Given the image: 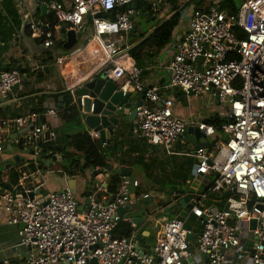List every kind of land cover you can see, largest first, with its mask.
<instances>
[{
	"label": "built area",
	"instance_id": "built-area-1",
	"mask_svg": "<svg viewBox=\"0 0 264 264\" xmlns=\"http://www.w3.org/2000/svg\"><path fill=\"white\" fill-rule=\"evenodd\" d=\"M5 1L0 0V9ZM142 1L154 12L159 11L163 2L46 0L47 12L52 17L45 21L32 17L29 0H13L22 28L46 49L54 46L56 33L63 24L78 30L92 19L88 52L81 48L55 63L72 62L76 72L97 66L72 88L95 76L114 82L124 96L139 95L135 109L140 137L163 148L168 156L177 154L174 146L184 132L197 128L210 140L208 148L179 155L195 159L197 174L215 176V180L210 181L199 200L194 199L193 209L184 221L175 218L161 227L151 252L136 250L134 236L118 238L114 233L121 223L130 222L118 211L130 202V189L139 188L138 181L123 177L119 192L110 198L106 195L107 185L97 182L82 213L75 192L69 187L51 192L44 199L41 184L30 186L28 182L41 176L46 167L43 160L51 164L59 158L53 149L57 132L47 123H38L40 115L35 112L13 119L0 117V155L7 134L32 125L18 143L29 148L33 157V166L21 173L14 189L0 184V201L5 204L9 224L24 225L19 238L26 250L22 259L5 258L1 264H87L93 259L98 264H130L134 258L140 264H182L190 259L198 264L197 252L209 264H234L228 252H234L243 264L247 260L264 264V0H243L233 14L222 9L220 3L194 9L187 31L173 45L174 55L168 65L171 80L165 88L144 85L143 70L132 61L126 44V37L134 31V18L139 17L134 4ZM115 10H120L115 19L104 17ZM23 82L24 73L18 69L0 70V98ZM163 89L182 91L187 98L212 95L227 107L220 132L205 120L176 116L174 100L162 96ZM44 116L57 118L59 111L50 108ZM91 137L100 140L98 133ZM15 191L25 197H18ZM36 191L39 194L31 199L28 195ZM229 191L231 195L223 198L227 211L212 212L213 205L203 204L204 200H211L212 194L225 196ZM191 215L200 220L201 232L196 240H188L193 231L185 228ZM252 221H256L255 229L251 228ZM246 232L255 237L251 250L242 242Z\"/></svg>",
	"mask_w": 264,
	"mask_h": 264
},
{
	"label": "crops",
	"instance_id": "crops-1",
	"mask_svg": "<svg viewBox=\"0 0 264 264\" xmlns=\"http://www.w3.org/2000/svg\"><path fill=\"white\" fill-rule=\"evenodd\" d=\"M12 1L13 0H6ZM46 1V0H44ZM43 1V2H44ZM60 1V0H59ZM63 1V0H62ZM179 1V2H178ZM163 0L162 5L159 11L154 12L151 9L147 10V4L145 2H138L134 4L135 8L139 12V16H143L144 20L140 21L141 25L138 28L140 33H136L134 36L132 43L130 39L132 35L126 37V41L128 47L130 48V57L132 56V51L137 58H132V61L139 66L143 70L142 82L146 86H158L161 88H165L170 83L171 80V71L168 68L169 62L172 59L171 57L164 58L165 50L169 47V43L172 41L173 46L176 38V41L187 31L189 27V21L194 9L197 8H207L211 6L213 3L219 2V0ZM191 2V4H190ZM45 3V2H44ZM15 4V3H14ZM189 4V5H188ZM30 5V13L34 19L37 20H45L50 21L51 17L42 16L39 7L35 5V0H29ZM190 7V8H189ZM189 8V11H187ZM48 13V12H47ZM176 13H180V21L176 29L174 30L171 39L166 44V46L157 50L153 45L146 46L140 48V46L150 39L153 33L165 22L169 21ZM19 15V14H18ZM105 18H109L107 14H104ZM155 18V20H153ZM21 19V18H20ZM90 19V18H89ZM88 19V20H89ZM149 21V22H147ZM22 22V20H21ZM88 22V21H87ZM23 26V22H22ZM87 26V34L81 38L79 44L68 52L67 54L61 53V47L53 46L50 49H46L43 47V44L40 40H33L30 36V32L23 28H20L15 39L10 42L9 46H7L6 50L0 51V69L1 70H11L17 69L20 65L22 67L21 72L24 73V82L19 89L16 91H12L7 96L0 98V117L6 118H18L24 116L29 113H33L34 109H43L47 112L50 108H56L58 111L66 107L67 96L65 98V94L68 93L72 87L77 84L79 79H82L86 76L88 72L91 73L92 69H96V65L90 64L93 66L92 68L86 69L88 71H73L70 76L64 77V80L60 78V70L59 66L55 64L58 59L66 57L71 53L77 51L78 49L84 48L87 49V41L89 36L92 34L93 27ZM70 30V28L68 27ZM57 38H60L62 33H56ZM129 37V40L127 38ZM55 39V40H56ZM55 42V41H54ZM5 46L2 43V47ZM170 46V47H171ZM137 48H140L136 50ZM64 50V49H63ZM87 49L85 52H88ZM137 51V52H136ZM65 52V50H64ZM50 58H53L52 61ZM85 58V57H83ZM45 60H49L45 62ZM68 62V61H67ZM65 63V62H64ZM73 68V63L70 62ZM56 65L57 69L55 71L47 72L45 68H50L52 65ZM71 68V69H72ZM43 73V76L39 74ZM51 72H55L56 74L52 75ZM70 97L72 99V103L74 104V98L71 93ZM134 93H132L133 95ZM161 95L165 98H171L174 100V113L178 117H182L185 119L197 118L201 120H208L209 118H214L215 116L224 120L227 112V107L220 105L212 95L203 96L201 98L208 99L210 102L207 110H202L197 107L196 99L201 98H187L185 95L180 94L179 91L173 90H162ZM137 101L135 98L130 99L128 102V112L130 113L132 110L136 108ZM183 102H186L185 105ZM132 107L130 108V106ZM77 110V108H76ZM36 113V112H35ZM40 115V114H39ZM222 115L224 118H221ZM82 119V116H80ZM39 123V122H38ZM41 124V123H40ZM47 124L52 126L54 130L57 132L59 138L64 135L66 131L69 132H87L92 135L94 132L88 129L83 123L82 126L73 130V129H63V122L60 117L52 118L47 117ZM132 124V125H131ZM28 128V127H26ZM26 128H22L20 131H12L7 134V139L5 142V151L12 152L10 155L13 158V161L6 162L4 164L5 171L2 173V177H0V181L4 183V187L6 185H10L11 188H15L19 183V180L22 177L21 173H26L29 170V166L32 165V152L26 146H22V143H18V141H23L25 134L18 135ZM18 137L14 139L15 136ZM203 137V136H202ZM205 138V137H203ZM206 139V138H205ZM209 142L210 140L207 139ZM10 145V146H9ZM21 145V147H19ZM57 145V144H56ZM98 146L104 153L107 161L105 170L107 175V180L105 185H110L112 177L118 176L122 181L123 177L129 178L132 181H140L137 178H132L134 173H138L139 168H143L147 171L148 176L153 177L154 186L157 183H165V180H159L158 177L160 175H164V173H168V167L170 165L163 167V163L167 161V157L164 155V149L161 147H156L151 145L148 141L140 137L139 134V125L135 120L134 123L128 121V116L124 118L121 122V125L116 130L115 134L111 136V138L107 141L106 146H103V143L99 140ZM58 147V145H57ZM177 148L175 153L176 155L170 156L172 158H184L188 159L187 164L189 167L186 168V173L184 175H180L178 179H176L174 187L166 188L164 193L159 196V199L154 200L151 192L149 190H144L141 186L139 188L131 187L130 193V203L144 201V200H153L154 203L160 201V198L165 194H173L175 190L179 189L183 186L184 182L189 179L192 175L193 168L195 166V159H191L187 156L179 155L184 154L183 150L189 151L188 144L183 140L179 139L175 144ZM14 148H17L19 151L14 152ZM157 148V149H156ZM3 152V153H4ZM73 152V150H71ZM1 156V155H0ZM60 158V157H59ZM62 162V157L60 161ZM56 162L51 164L47 163L46 168L42 171L40 177H36L35 180L28 182L30 186H36L41 184L42 190L41 194L43 195L45 192H62L65 188H71L76 195V199L79 203L80 207H84V210L87 209V202L89 198V193L91 189L97 184L95 178L93 177V172L98 171L102 173V170L98 168L93 171H88L85 175H76L73 177L64 174L62 171V167L58 166ZM193 162V163H191ZM6 166H9L6 169ZM33 166V165H32ZM59 167L57 172L55 171V167ZM49 168V171H47ZM119 174H116V172ZM122 172L124 176H122ZM46 173V174H45ZM16 174L18 177L16 182L12 181V176ZM57 176L55 177L54 175ZM91 182V185L88 183ZM172 183L169 181L168 184ZM180 185V186H179ZM157 187V186H155ZM158 188V187H157ZM10 189V188H9ZM161 190V189H160ZM38 192V191H36ZM108 192V190H107ZM39 194V193H38ZM37 194V195H38ZM144 194H149L150 197L148 199H143L142 196ZM107 198H110L111 193H106ZM102 196L99 197L101 199ZM219 209V206H215ZM83 210V211H84ZM9 215L5 210V204L0 201V264L1 261L5 258H10L11 260H19L22 259L25 255L26 250L21 245V240L19 238V231L21 230V225H11L9 224ZM130 223V222H126ZM131 224V223H130ZM132 225V224H131ZM162 227V226H161ZM159 228V231L161 230ZM158 229L156 231L151 230L152 234L149 238H144L146 242H151V246H154L157 240ZM156 232V236L154 235ZM143 235H148L147 232H144ZM196 240V239H193ZM243 245L247 250H251L255 244V237L248 234L247 232L243 234L242 239ZM145 251H150L148 247L144 248ZM198 255L203 256L197 252ZM228 256L231 260L234 261V264H243L236 258V254L234 252H228ZM58 264H73L71 263H58ZM224 264H231L230 261H227ZM245 264H252L249 260Z\"/></svg>",
	"mask_w": 264,
	"mask_h": 264
},
{
	"label": "water",
	"instance_id": "water-1",
	"mask_svg": "<svg viewBox=\"0 0 264 264\" xmlns=\"http://www.w3.org/2000/svg\"><path fill=\"white\" fill-rule=\"evenodd\" d=\"M44 0H35V5L39 7L42 16L51 17V13H47V6L43 2ZM147 10H150V6L147 5ZM102 15H99L101 17ZM134 31L131 32L132 42L136 33H140L138 29L141 25L143 16L135 17ZM155 20V18H153ZM149 22V21H147ZM92 19H89L80 29H68L67 24H63L61 28V37L55 40L54 46L61 47L65 51H71L78 44L83 35L87 33V26L92 25ZM203 61V59H199ZM72 65L70 62H65L59 66L60 78L64 80V77L70 76L72 74ZM19 71L22 67L19 65L17 67ZM57 66L54 64L50 68L46 67L45 71H55ZM19 89V86H15L12 91ZM68 93H71L74 98V104L76 105L78 114L82 116V123L94 133H98L100 136V141L102 143H107V141L113 136L121 125V122L126 116H128V121L134 123L136 120V109L128 112V102L129 100L136 99L140 100V96L137 94H127L123 95L122 91L117 89V85L109 80L102 77H87L79 85L70 89ZM180 94L184 95L182 91ZM137 101V104H138ZM141 104V101L139 102ZM132 125V124H131ZM32 128L30 125L26 130H23L18 135L26 133ZM17 136L14 137L16 139ZM185 143L188 144L189 151H196L199 148H208L209 141L202 137L201 132L197 128H189L180 137ZM10 146V145H9ZM60 158H54L53 162L60 161ZM195 166L192 171V175L187 181L184 182L185 186L180 187L175 190L173 194H165L160 198V201L154 203L153 200L136 201L134 203H128L125 207L120 208L118 214L130 221L132 224V236H134V241L137 243L136 250H144L148 247L151 250L154 246H151V242H146L144 238H149L152 234L151 230L156 231L161 226H164L169 221L177 218L180 221H184L191 213L194 206V199L199 200L201 196L205 193L210 181L215 180V176L197 174L198 166L197 161H195ZM9 166H6V169ZM105 170L99 173L97 170L93 172V177L98 183H105L107 180V175ZM124 172H122V176ZM116 174H119L117 171ZM75 178L73 177V180ZM91 185V182L88 183ZM7 188H11L8 184ZM39 192L28 195L33 199ZM18 197H25L23 193L15 191ZM49 192L43 194V198L47 199L49 197ZM231 195V192H227L225 196H220L217 194L211 195V200H204L203 204L206 206H219L220 211H227L228 206L223 202V198ZM89 202H87L88 206ZM84 207L79 206V212L82 213ZM24 225H21V230ZM186 230L193 231L188 237V240L197 239L201 232L200 220L191 215L185 224ZM251 228H256V221L251 222ZM147 232L148 235H143ZM87 264H98L96 259L91 261H86ZM129 264V263H124ZM130 264H140L139 261L134 258ZM182 264H194L193 259L185 261ZM205 264H209L206 259Z\"/></svg>",
	"mask_w": 264,
	"mask_h": 264
},
{
	"label": "trees",
	"instance_id": "trees-1",
	"mask_svg": "<svg viewBox=\"0 0 264 264\" xmlns=\"http://www.w3.org/2000/svg\"><path fill=\"white\" fill-rule=\"evenodd\" d=\"M217 3H220L222 9L227 10L230 14L236 13L239 9V6L235 0H219ZM119 12L120 10L110 11L107 13V16L109 18L115 19ZM179 18L180 13H176L169 21L162 24V26H160L153 33L150 39L144 42L140 48L150 46L152 44V47L157 50L163 49L171 39L174 30L178 26L180 21ZM20 28H22V22L20 16L18 15L16 5L12 1H5L3 8L0 9V51L6 50L10 42L15 39ZM2 43H4L5 46L2 47ZM140 48H137L136 50ZM134 52L135 51H132L131 57L137 58L134 55ZM52 59L53 58H50L51 61ZM48 61L49 60H45V62ZM39 75L43 76V73L40 72ZM66 96V107L59 110V117L62 119L64 130H75L82 126V119L72 103L70 94L66 93L65 98ZM32 111L40 114V119L38 120L39 123H47V119L44 116L46 112L43 109H34ZM205 121L216 126L219 132L221 125L225 123V120H222L217 116L214 118H209ZM220 136L221 135L217 136L216 139ZM56 144L58 147L55 145L53 148L54 151L59 154V157H62V161L66 160L68 162L67 166H62L63 173L67 174L68 176L74 177L79 174L85 175L88 171H93L97 168L102 170L107 166L106 157L98 146V141L94 140L87 132L68 133V131H66L64 135L57 139ZM19 147H21V145H19ZM71 150H73V152H71ZM43 162L46 166L47 161L43 160ZM17 177L18 176L14 174L12 176V181L16 182L18 179ZM121 183L122 181L118 176L112 177L110 185L107 186L108 192L113 195L117 194L121 187ZM0 184L4 185L2 180L0 181ZM114 235L118 238H130L132 236L131 224L125 222L121 223L116 229Z\"/></svg>",
	"mask_w": 264,
	"mask_h": 264
},
{
	"label": "rangeland",
	"instance_id": "rangeland-1",
	"mask_svg": "<svg viewBox=\"0 0 264 264\" xmlns=\"http://www.w3.org/2000/svg\"><path fill=\"white\" fill-rule=\"evenodd\" d=\"M235 1H236V3L238 4L239 7L243 3V0H235ZM189 8H187V11H189ZM89 28H92V26H89L88 27V30H89ZM127 40H129V37L127 38ZM173 41H175V43H176V38ZM172 44L173 43L171 41L169 43V47L166 48L165 54H163L164 55V58L166 57V55H167L168 58L169 57L173 58V55H174V47L171 46ZM60 52L61 53H65V54L68 53L66 51L64 52L63 49H61ZM51 74L54 75L56 73L55 72H51ZM196 100L197 101H194V102H196L198 108H201L202 110H207V108L210 105V103H209L210 101L208 99L201 98V99H196ZM183 103L185 105L187 104L186 102H183ZM131 107H132V105L130 106V108ZM221 118H224V116L222 115ZM176 149L177 148L174 146V151H176ZM18 151L19 150L17 148H14V152L17 153ZM184 152L185 153H188V152H191V151L183 150V153ZM10 155H12V152L5 151L0 156V177H2V173H4V171H5L4 164L6 162L13 161V158ZM164 155L167 157V161H165L162 166L165 167L164 169H166V166L167 165H170V167H168V171H169L168 173H164V175H160L158 177L159 180H162V181L165 180V183H161V182L160 183H157V181L155 182V184H157L155 186H157L158 188L155 187L154 184H153L154 183L153 182V177L152 176H148L147 175V171L145 169H143L142 167L138 169V173L137 174L134 173V175L132 176V178H134V179L137 178L140 181L141 186L143 187L144 190H149L151 192V195H152V197H153L154 200L159 199V196L164 193V190L166 188H172V187H174V184H175L176 179H178L180 177V175H184L186 173V168L189 167V165L187 164V160L188 159H184V158H179V159L172 158V157L168 156L165 151H164ZM187 158H189V157H187ZM56 163H57L58 166H61V167L68 165V162L66 160H63L61 163L60 162H56ZM191 163H193V162H191ZM58 166L55 167V171L56 172L59 169ZM47 171H49V168H47ZM54 176L56 177L57 174L54 175ZM169 181H172V183L168 184ZM183 186H185V185L183 184ZM210 210L212 212H217L218 211V208L215 207V206H213V207H210ZM154 235L156 236V232H155ZM195 259H196V262L198 264H204L205 263V259L202 256L198 255V254H196Z\"/></svg>",
	"mask_w": 264,
	"mask_h": 264
}]
</instances>
